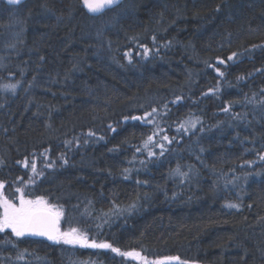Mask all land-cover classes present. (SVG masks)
<instances>
[{"label": "trees", "instance_id": "obj_1", "mask_svg": "<svg viewBox=\"0 0 264 264\" xmlns=\"http://www.w3.org/2000/svg\"><path fill=\"white\" fill-rule=\"evenodd\" d=\"M3 84L17 85L15 94L0 90L9 198L24 187L63 211V230L149 260L264 264V0H124L98 16L81 0H0ZM153 107L159 129L124 119ZM182 121L195 127L178 131ZM153 131L165 150L153 146L149 157L143 143ZM25 159L43 175L17 163ZM8 262L135 264L110 249L7 231L0 264Z\"/></svg>", "mask_w": 264, "mask_h": 264}, {"label": "snow or ice", "instance_id": "obj_2", "mask_svg": "<svg viewBox=\"0 0 264 264\" xmlns=\"http://www.w3.org/2000/svg\"><path fill=\"white\" fill-rule=\"evenodd\" d=\"M20 0H8L9 4H18ZM81 3L85 9L89 13H102L104 10L109 9L115 5L120 3V0H81ZM153 41L155 42L156 37L153 36ZM170 43V42H169ZM167 46V45H165ZM143 48L142 55L147 58L150 54V49L145 45H140ZM253 47H256L255 45ZM141 53H137L140 55ZM124 57L128 60L129 63L132 61V52L131 50L126 51L124 53ZM237 57V53L233 52L228 56V61H233L234 58ZM218 64H224L225 61L223 59L217 58ZM212 67L211 64L208 65ZM216 72L219 76H223L224 73L220 71L219 67H216ZM238 79H244L243 76L238 77ZM16 84H3L0 85V90L10 91L15 94ZM214 91H219V88L213 90L209 89V93ZM181 97H176L172 103H177ZM167 108V105H165ZM223 111L227 112L228 107H225ZM159 114L157 108L153 107L151 112H145L143 116H131L124 117L125 120L132 119L136 121H141L145 124H154L157 129H159V123L156 122L155 116ZM198 122V121H197ZM195 123L193 121H182L178 126L179 129L183 128L187 130L188 127H195ZM111 128V125H109ZM115 131V129H112ZM89 136L95 135L93 132L88 133ZM160 135L159 131H153L151 135H148L143 143V149L147 150V154L149 157H153L156 155L154 151H152V147H158L161 149L160 155L164 154L165 146L164 143L156 142L155 137ZM103 139V137H100ZM162 141H166L171 143V139L167 135L161 136ZM87 143V141H85ZM137 152H140L142 149L137 148ZM47 151V150H46ZM111 151V149H110ZM45 155V159H47L46 153H42ZM63 158V157H61ZM260 159L264 160V154L260 155ZM3 161H0L2 164ZM17 163L22 164L23 167L29 168L31 173L35 177H39L43 175V172L37 171V163L35 159L29 161L25 159L24 161H17ZM65 163L67 161L65 160ZM143 163V161H142ZM249 165L252 164V161L247 162ZM54 164H48L47 167H52ZM125 173L129 172V169H124ZM174 172L181 177L187 176V173L181 172L179 168L175 169ZM33 176L29 177V180L25 182V187L28 184L34 183ZM128 176L125 175V179ZM17 179H20L19 177ZM5 188V183L0 181V233H5L6 231H10L12 236L16 238H21L24 236H39L45 237L49 241H53L54 243L69 246H79L81 248H92V249H110L113 253L124 257L126 260L131 259L135 262V264H170V262H176V264H187L186 261H181L179 257H164L156 260H149L147 257L142 256L140 251L130 250L123 251L120 248L114 247L111 243L107 241L98 242L96 239L91 238L87 232H83L78 228L72 227L66 231H61L60 229V218L63 216V211L59 209L56 205L49 204L44 197L38 196L34 199L28 198L24 187H16L14 193V199L9 198L5 192L3 191ZM225 207L239 209L240 205L237 203H226Z\"/></svg>", "mask_w": 264, "mask_h": 264}, {"label": "water", "instance_id": "obj_3", "mask_svg": "<svg viewBox=\"0 0 264 264\" xmlns=\"http://www.w3.org/2000/svg\"><path fill=\"white\" fill-rule=\"evenodd\" d=\"M4 1V3L5 4H7V5H12L13 6V4H9L8 3V0H3ZM26 0H20V2L18 3V4H14V5H19V4H21V3H23V2H25ZM124 0H120V3H122ZM119 3V4H120ZM118 4V5H119ZM83 6V5H82ZM117 5H115V6H113V7H111V8H114V7H116ZM84 8V7H83ZM111 8H109V9H111ZM84 10L89 14V15H92V16H98V15H100V14H102L103 12H105L106 10H108V9H106V10H104L102 13H95V14H93V13H89L88 11H87V9H85L84 8ZM29 237H32V238H37V239H44V240H47L45 237H39V236H29Z\"/></svg>", "mask_w": 264, "mask_h": 264}, {"label": "rangeland", "instance_id": "obj_4", "mask_svg": "<svg viewBox=\"0 0 264 264\" xmlns=\"http://www.w3.org/2000/svg\"><path fill=\"white\" fill-rule=\"evenodd\" d=\"M34 198H36V197H34ZM34 198H32V199H34ZM61 219H62V217L60 218V222H61ZM60 229H61V231H66V230H68V229H62V227H61V223H60ZM7 232V231H6ZM10 232V231H9ZM11 233V232H10ZM51 242H53V241H51ZM54 243V242H53ZM8 264H9V262H8Z\"/></svg>", "mask_w": 264, "mask_h": 264}, {"label": "bare ground", "instance_id": "obj_5", "mask_svg": "<svg viewBox=\"0 0 264 264\" xmlns=\"http://www.w3.org/2000/svg\"><path fill=\"white\" fill-rule=\"evenodd\" d=\"M61 223V222H60ZM36 256V255H35Z\"/></svg>", "mask_w": 264, "mask_h": 264}]
</instances>
